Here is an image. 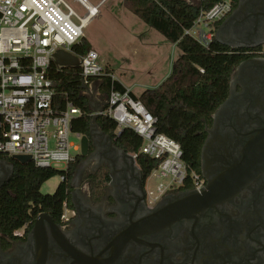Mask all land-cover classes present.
Here are the masks:
<instances>
[{"label":"flooded vegetation","instance_id":"flooded-vegetation-1","mask_svg":"<svg viewBox=\"0 0 264 264\" xmlns=\"http://www.w3.org/2000/svg\"><path fill=\"white\" fill-rule=\"evenodd\" d=\"M240 1L241 18L226 24L229 30L223 38L257 46L238 48L246 49L248 57L232 72L228 100L206 123L200 168L205 180L202 190L229 172L233 177L251 175V180L225 201L166 226L152 227L154 214L196 190H169L156 204H150V176L145 178L131 153L93 129L88 153L81 155L77 180L71 183L74 214L66 224L52 219L73 247L88 254L93 250L85 240L98 232L110 236L122 233L123 243L111 252L74 258L58 245L46 223L44 264H264V165L257 161L242 164L249 143L264 129V53L260 51L264 0ZM8 172L0 165V182ZM32 228L23 238H5L6 243L0 240V248L6 250L12 264L38 263V241Z\"/></svg>","mask_w":264,"mask_h":264},{"label":"built area","instance_id":"built-area-1","mask_svg":"<svg viewBox=\"0 0 264 264\" xmlns=\"http://www.w3.org/2000/svg\"><path fill=\"white\" fill-rule=\"evenodd\" d=\"M78 1L86 9L82 16L64 0H0V154L30 155L37 167L54 168L64 164L67 170L80 153L81 145L72 143L70 135L75 133L82 141L83 134L72 130V121L82 114L81 109L70 101L64 108L57 107L53 80L48 74L54 53L59 49L74 53L72 47L85 37V20L98 16L105 0L96 5L87 0ZM232 9L231 0L214 4L200 12L185 34L208 46L215 38L216 23ZM260 51L264 53V44ZM77 56L85 95L92 92L93 80L103 76L115 79L100 64L96 50ZM106 105L99 114L116 121V133L120 134L126 127L133 129L143 139L140 152L159 160L150 175L158 180L155 187H148L150 204H156L165 192L186 183L193 190H202L205 182L202 174L188 169L181 145L157 132L156 117L131 95L130 89L120 91L112 87ZM72 150L78 153L73 154ZM132 156L136 158L137 154ZM73 214L74 210L65 201L61 221L66 224ZM14 235L23 238L25 227L16 230Z\"/></svg>","mask_w":264,"mask_h":264},{"label":"trees","instance_id":"trees-1","mask_svg":"<svg viewBox=\"0 0 264 264\" xmlns=\"http://www.w3.org/2000/svg\"><path fill=\"white\" fill-rule=\"evenodd\" d=\"M220 1L223 0H123V5L129 11L180 49L169 75L161 84L144 90L138 96L132 92L131 95L156 117L157 132L166 134L181 145L182 158L188 169L200 174L206 123L210 122L211 114L228 97L234 68L248 57L244 54L246 49L230 48L215 38L208 46H203L185 34L201 11L209 10ZM231 2L234 9L238 0ZM220 23H216V28ZM90 49L91 44L86 38L72 47L77 55H84ZM48 74L53 80L57 107L64 108L70 101L81 109L82 114L72 121V130L89 136L94 111L88 96L83 93L80 67L59 68L52 61ZM112 87L120 91L126 89L119 80L103 76L101 91L108 95ZM96 123L118 146L126 152L137 154L136 159L145 178L151 175L159 160L140 152L143 139L137 132L126 127L117 134L116 121L105 114H98ZM80 159L81 154H77L67 170H57L37 167L32 161L23 164L0 154V160L13 165L12 173L0 185V240L6 243L5 238L18 239L14 232L22 227H25L26 236L40 212H46L54 220L60 221L63 203L66 201L70 208L74 207L71 183ZM57 174L64 176V179L56 191L52 194L42 193V185ZM181 188L190 190L192 186L186 183Z\"/></svg>","mask_w":264,"mask_h":264},{"label":"rangeland","instance_id":"rangeland-1","mask_svg":"<svg viewBox=\"0 0 264 264\" xmlns=\"http://www.w3.org/2000/svg\"><path fill=\"white\" fill-rule=\"evenodd\" d=\"M64 1L79 15L86 14V9L78 0ZM87 1L96 5L100 0ZM84 33L91 48L98 52L100 64L137 95L161 84L180 54L176 44L129 11L123 5V0H105L100 14L89 21ZM100 83L98 81L97 86ZM106 103L107 95L103 92H99L97 99H91V106L95 110L97 107L102 109ZM70 141L81 145L75 133L70 135ZM72 153L77 154L78 151L72 150ZM54 168L64 170L66 167L58 164ZM61 181V175L57 174L42 185L41 192L54 193ZM157 183V178L152 175L147 184L151 189Z\"/></svg>","mask_w":264,"mask_h":264},{"label":"water","instance_id":"water-1","mask_svg":"<svg viewBox=\"0 0 264 264\" xmlns=\"http://www.w3.org/2000/svg\"><path fill=\"white\" fill-rule=\"evenodd\" d=\"M242 3H238V6L233 10L231 15L225 20V22L217 29L215 34V39L230 48H254L256 44H238L230 43L223 38V33L227 29L228 22L231 24L233 21H236L241 18L242 15ZM54 62L56 65L61 68L67 66H79L80 61L79 57L69 51L59 49L54 53ZM232 81V80H231ZM228 100V99H227ZM226 100V101H227ZM225 101V102H226ZM224 104V103H223ZM222 106V104H221ZM102 109L96 110L94 113V118L90 124V134L93 129H96L99 133L104 134L112 143L114 140L105 132H103L96 123V116L100 113ZM90 145V135H83L81 141V152L82 156L87 155ZM245 156L242 164H253L252 162L257 161L258 165H264V129L260 130L258 135L249 143L246 151L244 152ZM20 163H28L31 161L30 155H14L12 157ZM0 165H4L8 168L9 172L3 181L0 182V185L8 179L10 174L13 171V165L0 160ZM236 170V169H235ZM234 170V171H235ZM77 173L75 174L72 185L77 180ZM233 173H225L218 179L213 182H210L209 185L201 191H191L183 198H180L163 209L159 210L156 214L150 219L152 227L166 226L174 221L179 220L183 217H189L194 213H197L209 206H213L217 203L225 201L226 199L232 197L236 194L242 187H244L252 178L251 175L246 177H233ZM49 224L52 230L55 233L56 240L58 245L64 248L70 255L74 258H85L92 257L95 255H101L102 253L109 251L111 252L113 247L116 244H119L121 241L122 233L115 236L104 235L103 233L98 232L96 235L85 240L86 245L93 250L91 254H88L82 250H78L73 247L66 238L62 235L60 227L54 220L51 215L46 212H40L34 220L32 232L36 234L37 237V264H44L47 252H48V236L45 229V224ZM104 232V231H103ZM0 261L1 264H12V259L7 254L6 250L0 248Z\"/></svg>","mask_w":264,"mask_h":264},{"label":"crops","instance_id":"crops-1","mask_svg":"<svg viewBox=\"0 0 264 264\" xmlns=\"http://www.w3.org/2000/svg\"><path fill=\"white\" fill-rule=\"evenodd\" d=\"M113 75V74H112ZM113 77L116 79V80H119V79H117V77L115 76V75H113ZM98 81H101L102 82V79L100 78V79H95V80H93V82H92V87L90 88V90L92 91L91 93H89V95H88V99H89V102H90V105H91V99L93 98V99H97V96H98V94H99V92H102L101 91V88H100V85H101V83H100V85H98L97 86V82ZM120 81V80H119ZM127 89H130V91L132 92V93H134L133 92V90H131V88L129 87V86H127V85H125L122 81H120ZM135 94V93H134ZM135 95H137V94H135ZM138 95H140V93L138 94ZM137 95V96H138ZM91 108H92V106H91ZM93 109V111H94V113H95V111L96 110H100L98 107H97V109L95 110L94 108H92Z\"/></svg>","mask_w":264,"mask_h":264},{"label":"bare ground","instance_id":"bare-ground-1","mask_svg":"<svg viewBox=\"0 0 264 264\" xmlns=\"http://www.w3.org/2000/svg\"><path fill=\"white\" fill-rule=\"evenodd\" d=\"M83 1V0H82ZM85 4L89 7V8H91V9H93V7L86 1L85 2ZM85 20V19H84ZM86 21V26L88 25V23H89V21H91V19H89V20H85Z\"/></svg>","mask_w":264,"mask_h":264}]
</instances>
